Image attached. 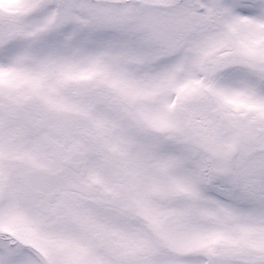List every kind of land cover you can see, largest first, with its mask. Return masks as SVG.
<instances>
[{"label":"snow or ice","instance_id":"6c2138e0","mask_svg":"<svg viewBox=\"0 0 264 264\" xmlns=\"http://www.w3.org/2000/svg\"><path fill=\"white\" fill-rule=\"evenodd\" d=\"M0 264H264V0H0Z\"/></svg>","mask_w":264,"mask_h":264}]
</instances>
